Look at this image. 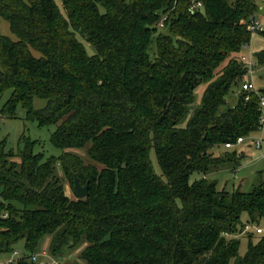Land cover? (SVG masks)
Here are the masks:
<instances>
[{
	"label": "trees",
	"instance_id": "trees-1",
	"mask_svg": "<svg viewBox=\"0 0 264 264\" xmlns=\"http://www.w3.org/2000/svg\"><path fill=\"white\" fill-rule=\"evenodd\" d=\"M256 9L253 0H0L15 37L0 32V96L9 91L0 112L22 105L27 119L55 126L61 150L45 156L24 133L16 151L0 140V254L23 241L16 264H37L30 256L43 246L56 259L76 250L83 264H264V234L253 242L248 232L243 254L236 237L264 224L263 172L248 191L205 176L238 165L242 154L224 144L259 127L264 86L245 100L239 59ZM253 55L263 69L264 48ZM34 97L45 104L34 108ZM57 167L73 190L74 176L88 182L87 196L69 198Z\"/></svg>",
	"mask_w": 264,
	"mask_h": 264
},
{
	"label": "rangeland",
	"instance_id": "rangeland-1",
	"mask_svg": "<svg viewBox=\"0 0 264 264\" xmlns=\"http://www.w3.org/2000/svg\"><path fill=\"white\" fill-rule=\"evenodd\" d=\"M59 3V0H56ZM257 5L255 12V19H259L264 23V0H253ZM0 32L12 39L14 35L11 33L9 24L5 19L0 21ZM83 44L86 48V51L89 54L94 52L93 47L86 41L83 40ZM264 48V38L260 35L259 32L251 34V39L249 44L245 49H242L241 53L253 54L255 51ZM264 68H256L253 70L252 75H247V79H252L256 87L264 86ZM203 91V85L198 86L195 89L196 101H199ZM238 88H232L226 96L227 106L232 105L236 101ZM9 96V91H5L0 96V110L2 105ZM45 104V100L39 97L33 98L34 108H40ZM224 107V106H223ZM54 125L48 126H39L37 121L34 119H27L25 117V108L22 105H18L15 109L14 116L2 115L0 112V140L4 141V149L6 151H16L18 146H20L18 140L22 133L29 136L31 139H35L37 144L34 148L35 151H42L45 156H55L57 157L61 150L53 146L50 142V134L54 130ZM260 131H255L247 137H244V142L238 145L233 146L230 150H236L237 153H241L242 157L238 160V165L233 166L230 163H227L217 169H213L208 172L205 176L208 179L216 180L217 189H225L227 191H232L236 188H239L243 191L250 190L253 185L257 182L258 172L262 171L264 174V146L261 148H256L252 142L257 140L261 136ZM226 148L223 145H217L212 148V151L215 155H219ZM81 156L84 157L83 149L75 150ZM86 158V157H85ZM149 158L154 172L157 175H161V171L155 156L154 149L149 150ZM57 175L59 176L60 183L64 186V192L69 198H75L76 194L70 185V182L62 175V172L59 167H57ZM200 176L198 173H193L190 177L192 180L195 177ZM242 219H246V215L243 214ZM250 225L249 229L243 231L241 234H238L236 237L239 238V254H243L247 246V234L251 232V238L253 242H256L258 238L264 234L255 233V226H264L263 222L259 224L248 223ZM17 251V254L13 252ZM47 252L46 247L43 246L35 253ZM78 251H71L68 255L64 256L60 260L61 264H83L77 258ZM27 251L24 248L23 241L17 242L13 251L5 252L0 254V264H16L17 259L25 257ZM28 261V257L26 258Z\"/></svg>",
	"mask_w": 264,
	"mask_h": 264
},
{
	"label": "built area",
	"instance_id": "built-area-1",
	"mask_svg": "<svg viewBox=\"0 0 264 264\" xmlns=\"http://www.w3.org/2000/svg\"><path fill=\"white\" fill-rule=\"evenodd\" d=\"M201 6V2L199 1H193V3L190 6V9H194L196 7ZM159 25H162V22L159 23ZM248 29L251 31V33H256L264 30V23H262L259 19L252 18L249 23H248ZM248 45V44H247ZM247 45H244L243 49L247 47ZM239 59L241 62L246 67L247 70V75H252L253 70L256 69L257 67V62L256 59L254 58L253 54H246V53H241L239 56ZM257 87L255 86L254 82L252 79H245L241 83V90L246 93L245 100H248L249 98V93L250 92H257ZM259 111H260V119H259V127L258 131L262 132L261 136L252 142V144L256 148H261L263 145V137H264V96H260L259 98ZM244 142V137L243 136H238L235 141L233 142H226L224 144L225 147H233L235 145L241 144ZM1 199V198H0ZM6 215V214H4ZM250 225L246 223L243 227V231L248 230ZM255 233L261 234L264 232V226H255ZM14 254H17V251L13 252ZM30 260L34 263L37 264H61L60 260L49 256L47 252L43 251L40 253H33L30 256Z\"/></svg>",
	"mask_w": 264,
	"mask_h": 264
},
{
	"label": "water",
	"instance_id": "water-1",
	"mask_svg": "<svg viewBox=\"0 0 264 264\" xmlns=\"http://www.w3.org/2000/svg\"><path fill=\"white\" fill-rule=\"evenodd\" d=\"M73 187H74L75 194L78 198H83L87 196L88 182H86L85 184H81L79 182V179L76 176H74L73 177Z\"/></svg>",
	"mask_w": 264,
	"mask_h": 264
}]
</instances>
